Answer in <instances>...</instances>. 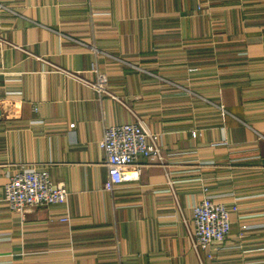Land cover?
Listing matches in <instances>:
<instances>
[{
  "label": "crops",
  "instance_id": "1",
  "mask_svg": "<svg viewBox=\"0 0 264 264\" xmlns=\"http://www.w3.org/2000/svg\"><path fill=\"white\" fill-rule=\"evenodd\" d=\"M127 123L161 158L110 192L99 143ZM22 163L67 204L10 210ZM204 188L231 215L209 250L191 240ZM0 264H264V0H0Z\"/></svg>",
  "mask_w": 264,
  "mask_h": 264
},
{
  "label": "built area",
  "instance_id": "2",
  "mask_svg": "<svg viewBox=\"0 0 264 264\" xmlns=\"http://www.w3.org/2000/svg\"><path fill=\"white\" fill-rule=\"evenodd\" d=\"M97 53V48L91 46ZM91 71L97 79L92 86L98 92H105L108 85L107 75L99 69L96 61L91 63ZM192 70V69H191ZM222 114L226 109L219 105ZM75 124H71L73 128ZM159 135L151 133L142 123L108 125L104 128L100 147L105 152L109 177L104 189L115 192L125 182L137 180L141 165L137 162L140 156L160 157ZM2 199L14 212H25L35 207L64 206L67 204L69 190L63 184H56L47 170H39L29 164H18L7 175ZM192 209L194 231L191 240L196 249L209 250L223 243L231 231L229 207L215 201L207 194ZM63 222L69 218H62Z\"/></svg>",
  "mask_w": 264,
  "mask_h": 264
},
{
  "label": "rangeland",
  "instance_id": "3",
  "mask_svg": "<svg viewBox=\"0 0 264 264\" xmlns=\"http://www.w3.org/2000/svg\"><path fill=\"white\" fill-rule=\"evenodd\" d=\"M179 87H181V85H179ZM185 89V87H183ZM190 91V90H189ZM225 204V203H224Z\"/></svg>",
  "mask_w": 264,
  "mask_h": 264
}]
</instances>
